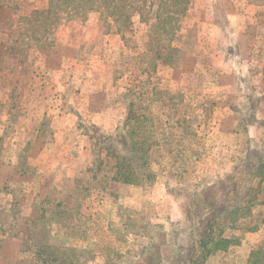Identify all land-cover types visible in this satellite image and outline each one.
<instances>
[{
    "label": "rangeland",
    "instance_id": "obj_1",
    "mask_svg": "<svg viewBox=\"0 0 264 264\" xmlns=\"http://www.w3.org/2000/svg\"><path fill=\"white\" fill-rule=\"evenodd\" d=\"M145 1L0 0V264H264V0Z\"/></svg>",
    "mask_w": 264,
    "mask_h": 264
},
{
    "label": "trees",
    "instance_id": "obj_2",
    "mask_svg": "<svg viewBox=\"0 0 264 264\" xmlns=\"http://www.w3.org/2000/svg\"><path fill=\"white\" fill-rule=\"evenodd\" d=\"M119 1H120V4H121V5H119V6H120V8H121V7H122V4H124L125 0H119ZM127 1H129V0H127ZM135 1H139V2H141V3H143V4L146 3L145 0H135ZM117 10H120V9L117 8ZM48 11H49V10H47V12H48ZM47 14H48V13H47ZM139 15H140V17H142L141 12H139Z\"/></svg>",
    "mask_w": 264,
    "mask_h": 264
}]
</instances>
